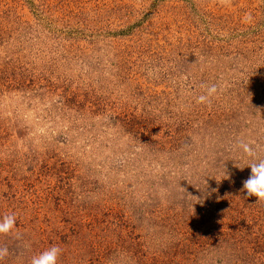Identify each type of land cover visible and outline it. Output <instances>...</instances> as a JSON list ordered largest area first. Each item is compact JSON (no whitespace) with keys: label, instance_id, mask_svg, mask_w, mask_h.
<instances>
[{"label":"rangeland","instance_id":"rangeland-1","mask_svg":"<svg viewBox=\"0 0 264 264\" xmlns=\"http://www.w3.org/2000/svg\"><path fill=\"white\" fill-rule=\"evenodd\" d=\"M241 142L264 0H0V264H264Z\"/></svg>","mask_w":264,"mask_h":264},{"label":"clouds","instance_id":"clouds-1","mask_svg":"<svg viewBox=\"0 0 264 264\" xmlns=\"http://www.w3.org/2000/svg\"><path fill=\"white\" fill-rule=\"evenodd\" d=\"M216 91V86L212 85L208 88L206 96L202 95L198 98V102L206 101L210 96L216 93ZM239 147L243 150V153L253 161L247 166L251 169V175L243 181V190H246L248 196H255L257 202L264 201V158H260L257 155L255 146L250 143L241 142ZM15 226V214L0 217V235L12 233ZM61 251L60 247L53 245L38 255L32 256L29 264H57ZM8 255V248L6 246L0 247V261Z\"/></svg>","mask_w":264,"mask_h":264}]
</instances>
